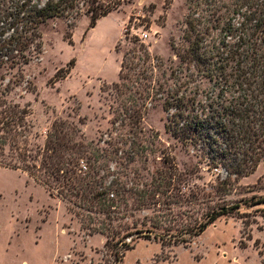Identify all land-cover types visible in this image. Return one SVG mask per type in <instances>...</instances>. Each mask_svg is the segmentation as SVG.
Listing matches in <instances>:
<instances>
[{"label":"rangeland","instance_id":"374dc122","mask_svg":"<svg viewBox=\"0 0 264 264\" xmlns=\"http://www.w3.org/2000/svg\"><path fill=\"white\" fill-rule=\"evenodd\" d=\"M94 1L115 9L91 29L86 9ZM87 2L76 18H56L41 28L39 58L0 73V91L10 90L3 96L6 102L31 110V153L40 155L53 123L65 121L80 130L85 144H92V154L102 153L96 163H85L100 167L107 182L141 187L171 162L187 179V192L197 186L212 193L226 173L215 168L210 159L214 153L205 140L187 131V124L194 118H215L233 130L249 124L259 131L258 101L264 102V95L258 99L254 65L247 56L234 58V53L249 50L239 38L253 33V22L234 15L231 0ZM73 60L69 75L51 84ZM254 91L257 100L251 96ZM240 103L251 110L249 119L245 114L232 127L231 111ZM173 128L185 131L183 139L173 135ZM234 136L228 143L264 149L263 131L245 142L238 132ZM262 187L264 159L226 197L229 206L240 204L239 215L219 218L188 245L137 239L122 264H264V205L250 203L264 196ZM133 195L120 204L124 217L136 209ZM219 204L217 196L189 215L200 219ZM133 214L116 225L129 226L131 234L134 223L155 216L152 210ZM132 239L126 244H133ZM113 252L105 236L83 228L69 204L51 197L28 174L0 167V264H118Z\"/></svg>","mask_w":264,"mask_h":264},{"label":"trees","instance_id":"16d2710c","mask_svg":"<svg viewBox=\"0 0 264 264\" xmlns=\"http://www.w3.org/2000/svg\"><path fill=\"white\" fill-rule=\"evenodd\" d=\"M198 1V0H197ZM95 2V1H94ZM234 15L244 17L253 22V33L239 38L242 46L249 49L244 53H234V58L247 56V63L253 64L258 99L264 95V51L259 42L264 44V0H231ZM81 4L87 5V0H0V73L2 70L21 69L34 59L39 58L43 49L41 28L56 18H76L81 14ZM87 7L90 14L89 27L95 28L100 18L107 17L115 7L103 6L98 1ZM200 5V4H198ZM244 11V12H243ZM191 31L194 25L189 22ZM230 33V32H229ZM259 50V51H258ZM256 53V57L251 56ZM248 53V54H247ZM75 61H71L67 69L57 72L51 84L66 78L71 72ZM125 62L123 63V67ZM244 79L248 74L243 75ZM115 87H119L116 85ZM0 91V167L19 170L28 174L36 183L43 186L51 195L66 202L72 208L74 215L81 221L84 229L90 235L101 234L106 237V247L114 248L115 262L123 263L126 252L135 249L137 239L154 240L162 245H188L207 228L224 216L236 217L239 215L240 204L229 206L226 197L234 190L235 183L240 179L253 175L264 159V149L246 148L240 143H228L234 140V134H241L240 142L251 140L255 132H264V102L258 101L259 131L254 132L247 124L237 131L215 118L189 121L187 124L191 135L199 136L206 142V147L214 153L211 162L215 168H223L226 176L218 178L212 186V193L196 186L186 191L187 179L174 163H168L167 168L159 171L157 177L150 184L141 187H127L125 184L107 182L101 176L100 167H88L85 160L93 159L96 163L103 157L95 150L92 154V144H85L80 136V130L65 121H55L47 133L45 146L40 155H33L29 149V134L33 125L29 120L32 115L29 107L7 103L3 98L6 92ZM252 92V97L257 96ZM247 104L240 103L231 111L232 127L236 119L245 120ZM247 119L248 114H247ZM240 127V125H239ZM233 130V131H232ZM172 133L183 139L185 131L182 128H173ZM248 140V141H249ZM102 166V165H101ZM93 168V170H92ZM264 188H260L263 190ZM131 196L137 203L133 212L120 213V204L127 202ZM222 204L212 207L200 219L193 220L190 211L195 206L215 202L216 197ZM250 201L252 206L264 205V196H255ZM134 206V204H132ZM189 210H181L190 207ZM152 210L155 214L150 220L144 217L143 221L134 223V232H128L129 226L119 224L127 217H134L135 212ZM128 211V210H127ZM150 222V223H148ZM139 225L141 228H138ZM133 238V244H126V240ZM122 246V250L120 249Z\"/></svg>","mask_w":264,"mask_h":264},{"label":"built area","instance_id":"2783aa9c","mask_svg":"<svg viewBox=\"0 0 264 264\" xmlns=\"http://www.w3.org/2000/svg\"><path fill=\"white\" fill-rule=\"evenodd\" d=\"M144 37V36H143ZM145 37H147V36H145Z\"/></svg>","mask_w":264,"mask_h":264}]
</instances>
